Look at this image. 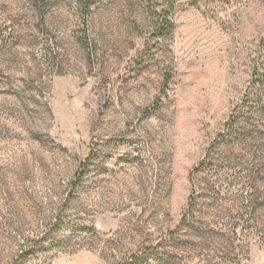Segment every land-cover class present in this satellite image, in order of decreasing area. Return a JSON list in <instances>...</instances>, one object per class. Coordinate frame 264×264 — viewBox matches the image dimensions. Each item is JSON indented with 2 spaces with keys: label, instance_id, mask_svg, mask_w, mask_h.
Masks as SVG:
<instances>
[{
  "label": "rangeland",
  "instance_id": "obj_1",
  "mask_svg": "<svg viewBox=\"0 0 264 264\" xmlns=\"http://www.w3.org/2000/svg\"><path fill=\"white\" fill-rule=\"evenodd\" d=\"M85 1L0 0V264H264V0Z\"/></svg>",
  "mask_w": 264,
  "mask_h": 264
},
{
  "label": "trees",
  "instance_id": "obj_2",
  "mask_svg": "<svg viewBox=\"0 0 264 264\" xmlns=\"http://www.w3.org/2000/svg\"><path fill=\"white\" fill-rule=\"evenodd\" d=\"M88 1V0H86ZM85 1V2H86ZM84 2V3H85ZM84 9L86 12L89 11L90 7L87 3H85L84 5ZM173 24L171 23V21L168 20V16L167 14H163L161 16V22L158 24V27L156 29L157 35L160 36H170L173 32ZM166 82H168V80H166ZM161 105V100H158L155 102V108H158ZM190 180H192V178L190 177Z\"/></svg>",
  "mask_w": 264,
  "mask_h": 264
}]
</instances>
